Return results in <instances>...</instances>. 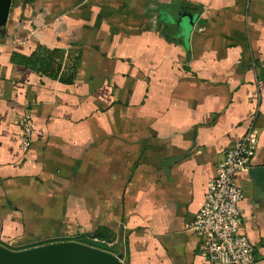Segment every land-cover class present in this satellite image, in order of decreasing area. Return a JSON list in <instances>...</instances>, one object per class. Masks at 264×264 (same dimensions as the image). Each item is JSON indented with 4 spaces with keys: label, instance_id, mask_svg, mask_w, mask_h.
I'll return each mask as SVG.
<instances>
[{
    "label": "crops",
    "instance_id": "0c3cea01",
    "mask_svg": "<svg viewBox=\"0 0 264 264\" xmlns=\"http://www.w3.org/2000/svg\"><path fill=\"white\" fill-rule=\"evenodd\" d=\"M250 126L242 232L264 264V0H13L0 242L101 232L125 264H209L189 225Z\"/></svg>",
    "mask_w": 264,
    "mask_h": 264
},
{
    "label": "built area",
    "instance_id": "2783aa9c",
    "mask_svg": "<svg viewBox=\"0 0 264 264\" xmlns=\"http://www.w3.org/2000/svg\"><path fill=\"white\" fill-rule=\"evenodd\" d=\"M19 124L20 145L26 150L35 135L31 113L23 114ZM255 154L253 126H250L242 139L224 152L216 176L208 184L204 202L189 225V230L199 239V252L209 264L257 263L255 248L242 232L245 194L237 177L238 173L249 170Z\"/></svg>",
    "mask_w": 264,
    "mask_h": 264
},
{
    "label": "water",
    "instance_id": "95a60500",
    "mask_svg": "<svg viewBox=\"0 0 264 264\" xmlns=\"http://www.w3.org/2000/svg\"><path fill=\"white\" fill-rule=\"evenodd\" d=\"M13 0H0V32L4 33ZM264 175V169L257 172ZM122 254L82 243L58 241L23 250H12L0 243V264H124Z\"/></svg>",
    "mask_w": 264,
    "mask_h": 264
},
{
    "label": "trees",
    "instance_id": "16d2710c",
    "mask_svg": "<svg viewBox=\"0 0 264 264\" xmlns=\"http://www.w3.org/2000/svg\"><path fill=\"white\" fill-rule=\"evenodd\" d=\"M109 236H110V233L105 234V233H101V232H96V233L87 234V235L78 236V237H73V238H69V239L70 240L76 239L75 241H80V242L95 246L97 248L108 249L107 244H106V239H108ZM36 245H41V244H35V246ZM30 247H33V246H30Z\"/></svg>",
    "mask_w": 264,
    "mask_h": 264
},
{
    "label": "rangeland",
    "instance_id": "374dc122",
    "mask_svg": "<svg viewBox=\"0 0 264 264\" xmlns=\"http://www.w3.org/2000/svg\"><path fill=\"white\" fill-rule=\"evenodd\" d=\"M69 238H71V236L65 237V239H69ZM74 240H76V239H74ZM0 243L2 245L12 249V250H23V249H26V248H30V246H35V243H31V244H27V243L22 244V243H15V242H7V243L0 242ZM106 244H107V248L108 249H104V250H107L109 252L117 254L116 253V251H117L116 244H114V237L113 236L110 235L108 237V239H106Z\"/></svg>",
    "mask_w": 264,
    "mask_h": 264
}]
</instances>
